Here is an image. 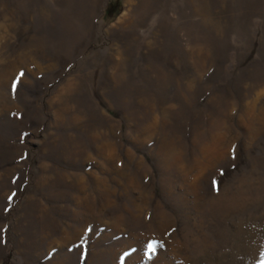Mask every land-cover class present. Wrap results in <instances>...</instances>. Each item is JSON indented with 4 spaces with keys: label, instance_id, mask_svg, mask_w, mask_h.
Wrapping results in <instances>:
<instances>
[{
    "label": "rangeland",
    "instance_id": "obj_1",
    "mask_svg": "<svg viewBox=\"0 0 264 264\" xmlns=\"http://www.w3.org/2000/svg\"><path fill=\"white\" fill-rule=\"evenodd\" d=\"M122 260L264 261V0H0V264Z\"/></svg>",
    "mask_w": 264,
    "mask_h": 264
},
{
    "label": "snow or ice",
    "instance_id": "obj_2",
    "mask_svg": "<svg viewBox=\"0 0 264 264\" xmlns=\"http://www.w3.org/2000/svg\"><path fill=\"white\" fill-rule=\"evenodd\" d=\"M20 75L23 76V73H21ZM17 79H19V77ZM12 87H13V91H15L16 90V87H17L16 86V83H13V86ZM233 151H235V149H233ZM13 195H15V193H13ZM9 199H11V198H9ZM146 248H147L146 255L148 256V259L150 260L152 258V255H154L155 252H156L157 244L154 241L149 242L146 245ZM125 255H128V254L126 253ZM122 264H123V260H122ZM261 264H264V261H262Z\"/></svg>",
    "mask_w": 264,
    "mask_h": 264
}]
</instances>
